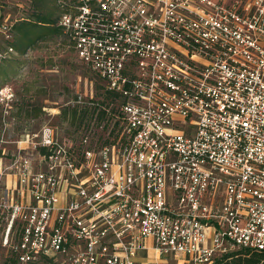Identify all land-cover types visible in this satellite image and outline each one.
I'll list each match as a JSON object with an SVG mask.
<instances>
[{
	"label": "built area",
	"instance_id": "1",
	"mask_svg": "<svg viewBox=\"0 0 264 264\" xmlns=\"http://www.w3.org/2000/svg\"><path fill=\"white\" fill-rule=\"evenodd\" d=\"M57 7L56 25L111 97L75 96L76 136L45 125L0 161L2 246L16 264L264 252V0Z\"/></svg>",
	"mask_w": 264,
	"mask_h": 264
},
{
	"label": "rangeland",
	"instance_id": "2",
	"mask_svg": "<svg viewBox=\"0 0 264 264\" xmlns=\"http://www.w3.org/2000/svg\"><path fill=\"white\" fill-rule=\"evenodd\" d=\"M58 12L57 0H0V89H10L13 94L10 103L0 100L3 165L16 152V142L21 136L37 132L42 126L54 127L61 138L76 136L80 129L63 118V111L72 106L77 95H82L83 100L91 93L96 99L102 98L99 80L76 58L62 31H51L57 28ZM38 18L50 23L47 27L50 33L32 45H24L25 42L21 45L23 31H18L17 26L25 21L31 24L28 22ZM36 28L35 35H40L42 27ZM99 135L106 137L105 132ZM2 179L4 182L5 177ZM2 221L0 264H11L7 249L2 246Z\"/></svg>",
	"mask_w": 264,
	"mask_h": 264
},
{
	"label": "trees",
	"instance_id": "3",
	"mask_svg": "<svg viewBox=\"0 0 264 264\" xmlns=\"http://www.w3.org/2000/svg\"><path fill=\"white\" fill-rule=\"evenodd\" d=\"M59 13V12H58ZM28 21V20H27ZM31 24H27L26 21L19 26H17L18 31H23L21 32V45H32L35 41L38 39H41L43 35H46L50 33L47 27H49L50 23L47 22L45 18H38L37 20L33 22H28ZM37 25L41 26L42 28H39L40 35H35L37 34ZM57 26V25H56ZM56 29V30H55ZM52 28V32L59 33L61 30L58 26L57 28ZM42 31V32H41ZM42 33V35H41ZM17 49H21V47H18ZM99 89L103 91L104 85L102 84L101 80H99ZM101 95V94H100ZM101 97L104 98V100H108L111 96L107 93H104ZM98 117L101 116L100 112H98ZM85 117V112H81L78 114L75 110L71 109H66L63 111V118L69 119L71 124L73 125L74 123L81 124L82 121L84 120ZM4 154L3 152L1 153L0 150V161L3 159ZM4 214H0V219H2V225H1V230L2 226L4 224ZM7 252V251H6ZM8 259L11 262V264H16V260L14 257L7 252ZM213 264H264V252H258V251H252V250H237L231 253H227L222 255L221 257L217 258Z\"/></svg>",
	"mask_w": 264,
	"mask_h": 264
}]
</instances>
